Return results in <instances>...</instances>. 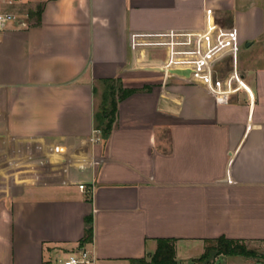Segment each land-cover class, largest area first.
Here are the masks:
<instances>
[{
    "label": "crops",
    "instance_id": "obj_1",
    "mask_svg": "<svg viewBox=\"0 0 264 264\" xmlns=\"http://www.w3.org/2000/svg\"><path fill=\"white\" fill-rule=\"evenodd\" d=\"M3 10L26 25L0 33V264H57L79 248L93 264H139L159 238L196 264L220 236L264 242V0H0ZM108 80L134 91L94 141Z\"/></svg>",
    "mask_w": 264,
    "mask_h": 264
},
{
    "label": "trees",
    "instance_id": "obj_2",
    "mask_svg": "<svg viewBox=\"0 0 264 264\" xmlns=\"http://www.w3.org/2000/svg\"><path fill=\"white\" fill-rule=\"evenodd\" d=\"M37 13H39V10ZM133 91L134 89L132 88L126 89L120 85H115L114 81H106L101 110L96 113L94 119V129L100 131V137L103 140H106L111 132L117 99H123ZM85 223L86 227L81 243L91 242L93 237L92 217H86ZM220 254L230 256L240 255L244 257L255 256L253 251L247 248L244 241L220 236L206 241L202 255L195 262L196 264H212L214 257ZM135 261L139 264H179L175 259L174 240L170 238L157 239L156 249L149 256V259L142 258Z\"/></svg>",
    "mask_w": 264,
    "mask_h": 264
},
{
    "label": "built area",
    "instance_id": "obj_3",
    "mask_svg": "<svg viewBox=\"0 0 264 264\" xmlns=\"http://www.w3.org/2000/svg\"><path fill=\"white\" fill-rule=\"evenodd\" d=\"M16 0H2V2L6 4H13ZM19 22L20 25L25 26L26 22L20 18H17L15 14L10 11H0V33L6 27V24L11 21L15 20ZM94 141L100 140V131L98 129L93 130ZM80 189L84 188L83 184L79 185ZM59 262L62 264H93V258L90 252L84 248H79L76 251L71 252L67 257L59 259Z\"/></svg>",
    "mask_w": 264,
    "mask_h": 264
},
{
    "label": "water",
    "instance_id": "obj_4",
    "mask_svg": "<svg viewBox=\"0 0 264 264\" xmlns=\"http://www.w3.org/2000/svg\"><path fill=\"white\" fill-rule=\"evenodd\" d=\"M136 69L148 70V71H159V72H166L168 74L183 76V77H190L192 73V68L186 67H171V68H164L161 66H144V67H137Z\"/></svg>",
    "mask_w": 264,
    "mask_h": 264
},
{
    "label": "rangeland",
    "instance_id": "obj_5",
    "mask_svg": "<svg viewBox=\"0 0 264 264\" xmlns=\"http://www.w3.org/2000/svg\"><path fill=\"white\" fill-rule=\"evenodd\" d=\"M208 244V243H207ZM248 249L252 250L255 256L244 257L242 259H246L252 264H264V242H256V243H246ZM62 264V263H57Z\"/></svg>",
    "mask_w": 264,
    "mask_h": 264
}]
</instances>
